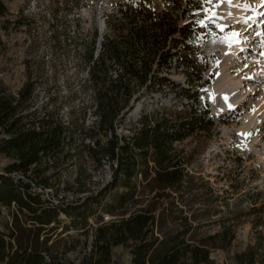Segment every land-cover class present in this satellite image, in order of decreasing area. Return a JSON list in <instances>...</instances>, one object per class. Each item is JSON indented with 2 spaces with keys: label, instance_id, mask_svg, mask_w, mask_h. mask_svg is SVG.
Listing matches in <instances>:
<instances>
[{
  "label": "trees",
  "instance_id": "trees-1",
  "mask_svg": "<svg viewBox=\"0 0 264 264\" xmlns=\"http://www.w3.org/2000/svg\"><path fill=\"white\" fill-rule=\"evenodd\" d=\"M202 8V0H196L180 14L175 4L158 10L127 0L104 18L97 49L94 43L76 61L86 77L72 95L86 90L91 95L93 119L86 127L79 118L82 103L71 106L68 117L47 104L35 105L41 79L29 67L15 93L0 79V155L8 160L0 170V206L15 207L11 223L0 229V264H66L52 242L60 218L86 232L89 219L100 213L119 218L91 228L82 264H122L121 253L112 258L118 247L131 256V264H211V242L227 230L202 235V225L183 215L194 191L192 154L182 155L175 147L214 130L208 110L199 109L197 101V89L207 84L197 42L209 31L184 21L185 14ZM8 12L7 0H0V19ZM51 41L53 50L72 42L66 30L53 32ZM172 74H181L186 87L174 83ZM165 91L184 101L182 106L191 104L190 110L183 116L143 112L127 135L117 132L132 100ZM82 153L97 167L107 164L111 180L95 193L64 202L59 193L70 189L59 187L61 172ZM80 179L79 174L74 178L78 186ZM233 261L264 264L252 246Z\"/></svg>",
  "mask_w": 264,
  "mask_h": 264
},
{
  "label": "rangeland",
  "instance_id": "rangeland-1",
  "mask_svg": "<svg viewBox=\"0 0 264 264\" xmlns=\"http://www.w3.org/2000/svg\"><path fill=\"white\" fill-rule=\"evenodd\" d=\"M126 1L7 0L8 16L0 19V79L15 93L24 83L26 67H29L41 79L34 93L35 105L47 104L49 109L68 117L70 107L82 103L85 109L79 115L80 123L85 127L90 125L93 119L88 109L90 92H81L76 98L72 95L86 77L85 67L76 65L77 57L85 49H91L94 43L97 49L100 35L105 32L104 18ZM195 1L140 0L142 5L158 10L175 4L180 14L182 11L186 13ZM237 2L247 3L252 11L223 4L221 9L226 14L221 18L216 7L203 3L201 10L189 12L184 18L185 22L195 21L199 26L200 21H205L207 27L202 28L211 33L197 42L200 58L206 65L203 79L207 81L197 89V101L199 109L208 110L214 130L210 136L188 137L175 144L182 155L192 154L189 179L194 191L192 188V197L184 206L183 215L202 225L198 231L202 235L227 230L223 238L211 242L215 245L210 249L211 264H234V255L245 251L248 246L256 248L264 259V47H261L264 7L261 6L262 0ZM206 10L220 19L208 23ZM252 17L253 32L244 36L240 34L239 42L231 47L224 39L228 32L221 34L214 28L229 23L242 27ZM63 30L67 31L72 42L65 48L53 50V32L62 34ZM59 43L63 44L62 35H59ZM238 69L245 71L239 74ZM170 79L186 87L181 74H172ZM245 97L249 98L248 101L239 105ZM181 103L184 101L167 91L138 95L122 114L117 132L127 135L143 112L183 116L191 104L182 106ZM236 105L239 107L229 108ZM7 162L0 155V170ZM78 174L81 178L79 186L74 182ZM60 180L61 189H70L59 193L62 201L72 202L101 189L111 180V170L107 164L97 167L86 153H82L79 160L63 168ZM79 189L84 192L78 193ZM14 211L13 205L9 208L0 206L1 230L11 223ZM116 218L119 217L96 214L89 219L91 227L83 232L72 227L71 220L62 216L52 242L64 255L66 264H82L90 251L91 228L100 221ZM231 233L234 236L229 240ZM118 253H121L122 264H131V256L120 247L112 250V258Z\"/></svg>",
  "mask_w": 264,
  "mask_h": 264
},
{
  "label": "snow or ice",
  "instance_id": "snow-or-ice-1",
  "mask_svg": "<svg viewBox=\"0 0 264 264\" xmlns=\"http://www.w3.org/2000/svg\"><path fill=\"white\" fill-rule=\"evenodd\" d=\"M202 3L204 4H209L212 7H219L221 3L223 4H227L230 7L231 6H235L239 9H242L243 11H252V9L250 8V5H248L247 3H239L237 2V0H202ZM262 7H264V0H262ZM205 18L207 20L208 23H212L213 21L220 19V17H218L215 13H212L210 10H206L205 12ZM200 26L201 27H207V24L205 23V21H200ZM245 23H247V20L245 21ZM225 25H219L217 27V30L220 32H224L225 31ZM209 35H211V33H209ZM240 36V33L235 32L234 30H230L226 36H225V42L228 44L229 47H231L233 44H236L239 42L238 38ZM215 42V40H214ZM261 47H264V41L261 42Z\"/></svg>",
  "mask_w": 264,
  "mask_h": 264
},
{
  "label": "bare ground",
  "instance_id": "bare-ground-1",
  "mask_svg": "<svg viewBox=\"0 0 264 264\" xmlns=\"http://www.w3.org/2000/svg\"><path fill=\"white\" fill-rule=\"evenodd\" d=\"M241 2L242 1H244V0H240ZM222 6H223V3H221L220 4V6L219 7H216L217 8V13L219 14V16L221 17V18H225V12H223V10L221 9L222 8ZM219 9H221V10H219ZM256 14V13H255ZM251 16H253V15H251ZM256 18V17H255ZM252 19H253V17H252ZM252 19H248L247 20V23H245L242 27H240V26H238V24H236V23H229V24H227V25H225V26H227V27H225V31L224 32H220V31H218L217 30V26L215 27L214 26V28H215V30L216 31H218V32H220L221 34H226L227 32H229L230 30H236L238 33H240L241 35H246V34H249V33H252L253 32V30H254V27H255V24H254V19L252 20ZM243 24V23H242ZM263 24H264V22H263ZM254 34V33H253ZM252 35V34H251ZM246 69V68H245ZM245 69H243V70H241V72L239 71V69L237 70V72L239 73V74H241L243 71H245ZM248 69V68H247ZM247 72V71H246ZM228 90V89H227ZM231 91H232V89H231ZM226 92H228V91H225V93ZM230 92V91H229ZM248 97H245L244 99H241V101H240V104L239 105H243V104H245L247 101H248ZM237 107H239L238 105H236V106H233V107H229V108H231V109H234V108H237ZM230 110V109H229Z\"/></svg>",
  "mask_w": 264,
  "mask_h": 264
}]
</instances>
